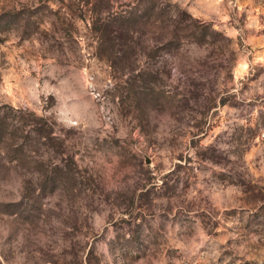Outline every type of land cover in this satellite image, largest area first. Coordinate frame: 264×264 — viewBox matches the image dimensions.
<instances>
[{
	"label": "rangeland",
	"instance_id": "obj_1",
	"mask_svg": "<svg viewBox=\"0 0 264 264\" xmlns=\"http://www.w3.org/2000/svg\"><path fill=\"white\" fill-rule=\"evenodd\" d=\"M0 264H264V0H0Z\"/></svg>",
	"mask_w": 264,
	"mask_h": 264
},
{
	"label": "trees",
	"instance_id": "obj_2",
	"mask_svg": "<svg viewBox=\"0 0 264 264\" xmlns=\"http://www.w3.org/2000/svg\"><path fill=\"white\" fill-rule=\"evenodd\" d=\"M32 114L34 113L32 112ZM39 119H42L43 122L38 123L37 121H31L27 118V125L29 126L27 129V137L29 135L28 133L30 132H33L38 137H48L49 134L53 131V127H51L48 123L47 115H41L39 116Z\"/></svg>",
	"mask_w": 264,
	"mask_h": 264
}]
</instances>
